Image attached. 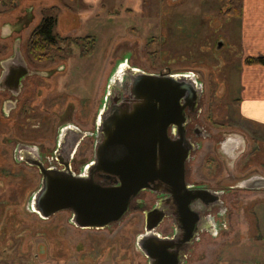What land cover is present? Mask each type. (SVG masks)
Wrapping results in <instances>:
<instances>
[{
	"label": "flooded vegetation",
	"instance_id": "af4514ba",
	"mask_svg": "<svg viewBox=\"0 0 264 264\" xmlns=\"http://www.w3.org/2000/svg\"><path fill=\"white\" fill-rule=\"evenodd\" d=\"M10 1L0 0V11L9 6ZM11 3L17 5L15 0ZM7 18H0V138L3 136L0 144L3 142L4 149H11L15 164H23L37 173L38 185L29 197L30 213L42 217L52 211L53 205L48 203L54 198L51 192L57 187L61 193L65 184H75L76 180L95 182L105 188L119 184L116 176L101 168L104 162L97 146L113 131L116 117L128 115L138 117V135L149 139L147 146L141 149H145L143 154L147 153V158L153 159V168L157 169H149L152 175L142 171L139 181L145 186L130 200V210L123 218L132 213L140 214L142 231L135 236V246L145 264H175L177 261L186 264L203 235L215 237L230 228L229 215L222 201L224 195L237 191H264V175L259 176L252 170L243 175L239 171L236 175H228L232 177L230 181L224 179L227 175L215 182L204 175L198 178L191 175V163L202 147L197 141L200 138L216 140L206 153L208 160H212L213 154L218 159L215 175L230 170L234 166H230L231 163L235 164L245 150L238 157L233 138L221 141L222 133L215 137L201 126V121L211 120L212 106L211 102L204 101L206 89L197 70H177L176 59L161 57L156 49L146 56V66L136 64L132 60L136 54L129 48L128 40L123 45L125 55L107 76L101 108L94 110L88 118H80V114L71 113L74 105L70 107L68 104L58 116H53L57 117L58 123L52 120L49 129V121L47 124L43 117L48 116L50 97L43 81H48L59 69L60 66L54 63L64 51L49 53L47 50L41 52L42 56L27 49L29 38L43 17L24 40L23 48V36L19 33L29 23L18 21L16 17L9 18V21ZM55 35L70 39L58 33ZM68 42L77 46L73 41ZM43 89L44 97L33 102V95H42ZM162 101L164 105L160 106ZM33 137L46 138L38 144L26 140ZM224 149H231V155ZM177 157L182 161L179 170L175 162ZM110 158L111 154H106L105 166ZM247 160L250 162L249 158ZM167 167L172 173L157 178L158 168ZM58 198H62L61 194ZM56 215L63 218L61 226H65L59 232L61 245L69 247L67 249L73 245L71 250L76 251L83 262H87L83 251L89 249L88 256L94 255L91 262L112 264V254L106 258L108 251L112 252L110 247L107 244L101 246L103 241L96 235L86 238L83 232L117 228L118 223L102 228L78 226L72 222L74 214L71 209L41 219L49 220ZM43 250L44 247L35 255L42 257ZM68 258L66 264H75L70 262L72 258Z\"/></svg>",
	"mask_w": 264,
	"mask_h": 264
},
{
	"label": "rangeland",
	"instance_id": "374dc122",
	"mask_svg": "<svg viewBox=\"0 0 264 264\" xmlns=\"http://www.w3.org/2000/svg\"><path fill=\"white\" fill-rule=\"evenodd\" d=\"M12 1L1 9L0 18L8 17L6 20L9 21L16 17L18 21L29 23L19 33L23 36L22 48L41 17L50 16V7L55 8V32L59 35L76 43L85 37L95 39V48L89 53V48L83 47L82 43L81 47L79 42L75 46L67 41L64 55L54 63L60 66L59 69L48 81H43L50 97L48 116L43 117L47 124L49 121V129L52 120L58 123L57 117L53 116H58L68 104L74 105L71 113L80 114V118H88L94 110L101 108L107 76L125 55L123 45L128 40L129 48L136 54L132 59L136 64L146 66V56L156 49L161 57L175 58L177 70H197L206 89L204 101L211 102L212 106L211 120L201 121V126L215 137L222 133L221 141L236 139L232 141L238 149L237 156L245 150L235 164L231 163L230 166H234L230 170L215 175L218 159L212 153V160H208L206 153L216 140L200 138L197 141L202 147L191 163L193 177L204 175L215 182L223 175L230 181L232 177L228 175H236L238 171L240 175L250 170L264 175V142L244 136L232 123L236 114L233 100L239 93L237 70L242 52L234 38L237 33L233 27L235 20L225 14L228 7L225 0H15L16 6ZM218 44L222 46L218 47ZM42 91V95H33V102L44 97L45 89ZM45 138L26 140L38 144ZM3 144H0V264H66L68 257L75 264H95L91 262L94 255L88 256L89 249L83 251L87 261L83 262L78 253L71 250L73 245L67 249L69 247L59 243L62 241L59 232L65 227L61 226L62 217L56 215L44 221L30 213L29 197L37 188V173L23 164H15L11 149H4ZM252 193L237 191L222 197L233 226L215 237L203 235L186 264H264V236H261L264 199L259 198L260 194L253 199ZM117 226L102 231H84L83 236L96 235L103 241L101 246L107 244L112 252L108 251L106 258L112 254V264H145L135 246V236L142 231L140 214L132 213ZM42 247L45 250L39 258L35 254H39Z\"/></svg>",
	"mask_w": 264,
	"mask_h": 264
},
{
	"label": "water",
	"instance_id": "95a60500",
	"mask_svg": "<svg viewBox=\"0 0 264 264\" xmlns=\"http://www.w3.org/2000/svg\"><path fill=\"white\" fill-rule=\"evenodd\" d=\"M221 46L222 44H218V47ZM166 80L169 79L166 78ZM166 80L160 79L161 82ZM160 94L161 90H159ZM161 97H163L162 94ZM163 105V101L160 102V106ZM112 115L114 116V113ZM160 117L163 119V116ZM138 121V117L131 115L123 118L116 117L115 124L112 125L113 131L108 133L107 139L105 138L103 143L97 146L104 162L100 167L105 172L116 176L119 184L105 188L95 182L76 180L75 184H65L61 193L56 187L54 192H51L54 194L53 200L48 201L53 205L52 211L42 214V218L60 210L71 209L74 214L72 222L82 227L102 228L122 221L130 210V200L136 197L145 186V183L139 181L142 171L150 172V175L153 174L149 169L153 168L154 161L147 158V153L143 154L145 149H141V147L147 146L149 139L147 136L140 137L138 135ZM106 154H111V158L105 166ZM175 162L177 170L181 169L182 161L179 157L175 159ZM158 169L160 173L157 178L172 173L169 167ZM155 170L157 171V169ZM59 194L62 198H58ZM175 264L180 263L177 261Z\"/></svg>",
	"mask_w": 264,
	"mask_h": 264
},
{
	"label": "crops",
	"instance_id": "0c3cea01",
	"mask_svg": "<svg viewBox=\"0 0 264 264\" xmlns=\"http://www.w3.org/2000/svg\"><path fill=\"white\" fill-rule=\"evenodd\" d=\"M233 20V27L237 29L234 38L237 39L242 55L237 70L239 93L237 99L233 100L236 114L232 123H235L244 136H249L256 142H264V66L245 63L248 57L264 56V0H242L240 16ZM226 150L231 155V149H224L225 152ZM259 194V198L264 199V193L261 192L254 191L251 196L257 199ZM228 221L233 226L230 219ZM236 222L238 223L237 219ZM262 225L264 226V221ZM262 225L259 226L262 228ZM262 232L261 236H264V229Z\"/></svg>",
	"mask_w": 264,
	"mask_h": 264
},
{
	"label": "trees",
	"instance_id": "16d2710c",
	"mask_svg": "<svg viewBox=\"0 0 264 264\" xmlns=\"http://www.w3.org/2000/svg\"><path fill=\"white\" fill-rule=\"evenodd\" d=\"M225 2L228 4L225 14L232 19H238L241 13L242 0H225ZM48 10L51 12L50 16H43L42 22L34 29L29 38L27 49L32 54L40 53L42 55L41 52L47 50L49 53L64 51L65 43H67V41L75 42L74 40L60 38L58 35H55L57 34L54 30L56 24V17L54 15L55 8L50 7ZM81 43L83 47L87 49L89 48L88 53L95 48L94 38L85 37L78 39L77 43L75 42L76 45L79 44L80 46ZM245 63L247 65L264 66V56L248 57L245 59Z\"/></svg>",
	"mask_w": 264,
	"mask_h": 264
}]
</instances>
